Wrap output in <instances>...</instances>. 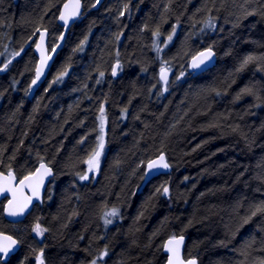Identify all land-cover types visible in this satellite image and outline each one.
Returning a JSON list of instances; mask_svg holds the SVG:
<instances>
[{"label": "trees", "instance_id": "obj_1", "mask_svg": "<svg viewBox=\"0 0 264 264\" xmlns=\"http://www.w3.org/2000/svg\"><path fill=\"white\" fill-rule=\"evenodd\" d=\"M64 1L0 0V172L54 173L24 221H5L0 202V233L20 244L0 264H165L178 236L198 264H264V0H83L55 82L30 99L33 45L41 30L57 41ZM206 48L215 66L191 77ZM162 67L184 79L164 90ZM100 116L106 153L89 170ZM160 154L170 173L141 189Z\"/></svg>", "mask_w": 264, "mask_h": 264}, {"label": "water", "instance_id": "obj_2", "mask_svg": "<svg viewBox=\"0 0 264 264\" xmlns=\"http://www.w3.org/2000/svg\"><path fill=\"white\" fill-rule=\"evenodd\" d=\"M102 2H103V0H99V2L97 0L96 4H101ZM72 3H74V0H67L64 3V5L65 4L71 5ZM79 3H80V8L78 10V14L74 17H70L67 25H65L64 21H62L60 19L61 13L66 11L64 8V5L62 6L61 11H60V15L58 18V23L61 26H64V32H63L62 36L60 37V39L58 40L57 45L54 48L51 49L48 47L46 34L44 32H42L44 34V36H43L44 55L48 56L49 59H48L47 63L44 65V70L41 74L40 79L37 81V83L35 85L32 84L31 90L29 92L30 96L33 95V93L36 91V89L44 82V80L48 76V74L51 70V67H52V65L56 59V56L58 55V53L61 51V49L63 47L66 32L68 31V29H69L70 25L72 24L74 18L79 16L81 13V0H79ZM67 11H71V8H69ZM40 42H41V34H40L38 41L36 42L35 46L33 47L34 55L37 58V64H36L35 72H34V79H36V69H37V67L40 66L41 58H42L41 57V50L37 47V45L40 44ZM53 49H55V52H53ZM208 49L209 48L198 51L188 61L187 71L191 75V77H197V76L205 73L206 71L210 70L211 68H213L215 66L217 57H216L215 52L212 49H211V51L213 52L212 57L209 60L205 61V63L202 64L200 66V68L194 69L191 66L193 57L197 56L200 52H204ZM115 68L117 70V66H115ZM166 75H167V72H166ZM159 78L163 83V87H165L166 81L161 79V74L159 75ZM161 155H163V157H164L163 163L168 165L167 168H164L161 166V163H160V156ZM153 161L156 162V166L153 168H149V164ZM41 163L46 165V163H44V162H41ZM41 163H39L35 167V169L33 170L32 173L25 175L21 178H18L13 172H11L14 179H11L7 182H5L3 178L7 177L10 172H6V173L0 172V186H4L6 183V186L9 189L7 191L0 192V201L6 200V202L3 206V218L8 223L17 224V223L24 221L25 218L31 213V211L35 205H41L42 204L44 197H45V193L47 191V187H48L54 173H53L52 168L50 166L46 165L49 169H51V174L43 176V182L39 184L38 195H37L36 192H34V189L37 188V183H36L37 170L40 169ZM93 170H96V168ZM42 171L43 170L41 169V172ZM170 171H171V168H170L164 154H160L156 158H153L152 160L148 161L145 164L141 189H143L146 186V184H148L152 179H154L160 175H163V174H168V173H170ZM25 177H32V179L25 181ZM21 181H25L23 185H21V183H20ZM10 200H15V203L13 205L14 208L17 205H22L24 203H27V207L24 209L23 214L17 215V216L9 215L8 209H9V201ZM0 236H10V235L0 233ZM10 237L12 238V240L16 241V243L12 246V248L9 251V253L7 254V256H5L4 253L0 252V259H1V262H3V263L7 262L12 256H14L20 248L19 242L15 238H13L12 236H10ZM169 241H174V242L179 241L180 242L178 245L179 260L177 261V264H180V262H183V264H187V262L189 260H192V259H195L196 264H198L196 258H185L184 257V248H185L186 238L183 236L167 239L165 241V243L163 245V253L166 256L165 264H169V258H170V256H172V253L168 251V247H176L175 243L170 245Z\"/></svg>", "mask_w": 264, "mask_h": 264}, {"label": "snow or ice", "instance_id": "obj_3", "mask_svg": "<svg viewBox=\"0 0 264 264\" xmlns=\"http://www.w3.org/2000/svg\"><path fill=\"white\" fill-rule=\"evenodd\" d=\"M99 2V0H98ZM125 7H127V5H125ZM64 8H65V12H62L61 15H60V19L62 21H64L65 25H67L68 21H69V18L70 17H74L78 14V10L80 8V3H79V0H74V3H72L71 5L69 4H65L64 5ZM69 8H71V11H67ZM173 31H175V28L173 29ZM154 35H159L158 32L154 33ZM43 36L44 34L41 33V42L40 44L37 45V47L41 50V63H40V66L37 67L36 69V79H34L32 81V84L35 85L37 83V81L40 79L41 77V74L44 70V65L47 63L49 57L44 55V42H43ZM119 37H117L118 39ZM172 39V36L170 35L168 37V40L170 41ZM83 43V42H82ZM53 52H55V49H53ZM16 55H19V53H16ZM213 55V52L211 51V49H208L204 52H200L197 56H194L193 57V60H192V67L195 69V68H200V66L202 64L205 63V61L209 60ZM256 59L255 57H252V56H249L247 57L244 61H243V64L241 65V68H243L245 65H247L249 62H251L252 60ZM5 68H7V65L4 66ZM4 69H0V71H3ZM67 73V69L64 70V72H61L60 75L57 77V80L61 79L65 74ZM116 74V68L113 69V75ZM101 76H103V73L100 74ZM183 75V73H182ZM161 79L162 80H165L167 81V75H166V72L165 70L162 68L161 69ZM55 82V81H54ZM104 109H103V106L101 107V113H103ZM101 131H103V116H101ZM100 145H99V149H103V146H104V141H103V136H101L100 138ZM100 155H101V151L100 150H97L95 151L92 156L89 158L88 160V165H89V170H93L95 169L96 167H98V164H99V158H100ZM164 161V157L163 155L160 156V163H161V166L164 167V168H167L168 165L163 163ZM156 166V162L153 161L149 164V168H153ZM41 169L43 170L41 172ZM51 174V169H49L45 164L41 163L40 165V169L37 170V179H36V183H37V188L34 189V192H36V194L38 195V187H39V184L43 182V176L45 175H50ZM81 179H87V176H81L80 177ZM5 182L11 180V179H14V177L12 176L11 172L8 174L7 177H4L3 178ZM32 179V177H25V181L26 180H30ZM25 181H21V185L24 184ZM9 190L6 186V183L4 186H0V192H3V191H7ZM168 192V189L165 187L164 188V193L167 194ZM30 199V198H29ZM15 203V200H10L9 201V215H12V216H17V215H21L23 214L24 212V209L27 207V203H24L22 205H17L15 208L13 207ZM258 211L260 209H257ZM112 215H115L116 212L115 210L112 211L111 213ZM253 215H255V213H253ZM106 223H111L110 220H106L105 221ZM34 231L39 235L41 234L44 230L41 229L39 227V225H37L35 228H34ZM16 243V241L12 240V238L10 236H0V252L4 253L5 256H7V254L9 253V251L11 250L12 246ZM175 243L176 244V247H168V251L172 253V256H170L169 258V264H177V261L179 260V248H178V245H179V241H169V244H173ZM106 255V253L102 254L100 259H103V256ZM37 264H44V261L42 259L41 256H37ZM92 264H97V261L96 260H93L92 261ZM180 264H183V262H180ZM187 264H196V260L195 259H192V260H189L187 262Z\"/></svg>", "mask_w": 264, "mask_h": 264}, {"label": "rangeland", "instance_id": "obj_4", "mask_svg": "<svg viewBox=\"0 0 264 264\" xmlns=\"http://www.w3.org/2000/svg\"><path fill=\"white\" fill-rule=\"evenodd\" d=\"M164 70L167 71V81H166V88L165 89H168L172 84H176L177 82L179 81H182L184 79L183 75H180L177 70H174L173 68L171 67H162ZM161 68V69H162ZM161 71V70H160ZM110 74V73H109ZM54 81V78L48 80V82L44 83L43 87H44V90L47 89L46 91H48V88L50 89L51 85H52V82ZM48 87V88H47ZM69 93L67 94V97H69ZM104 125V124H103ZM97 129H98V132L96 135L92 136L91 138L88 139V145H87V148H86V153L89 152V155L87 157V165H88V160L89 158L92 156V154L97 151V150H100L101 151V155H100V158H99V164L98 166L101 164V161L103 160L104 156H105V148L103 146V149H99V145H100V137L103 136V131H101V116L98 118V124H97ZM104 130V129H103ZM88 135L91 134V132L89 131V133L87 132ZM90 137V136H89ZM89 166V165H88ZM97 170V169H96ZM21 178V177H20ZM37 226V225H36ZM35 226V227H36ZM34 227V228H35ZM40 227V226H39ZM41 228V227H40ZM42 229V228H41ZM33 233H34V236L36 238V241L38 242V244L43 240L44 236H45V233L44 231L41 233V234H37L34 229H33Z\"/></svg>", "mask_w": 264, "mask_h": 264}, {"label": "bare ground", "instance_id": "obj_5", "mask_svg": "<svg viewBox=\"0 0 264 264\" xmlns=\"http://www.w3.org/2000/svg\"><path fill=\"white\" fill-rule=\"evenodd\" d=\"M67 0H65L64 1V3L66 2ZM104 1V0H103ZM97 2V1H96ZM64 3L62 4V6L64 5ZM99 4H96L95 3V7H97ZM62 6H61V8H62ZM61 8H60V11H61ZM60 11H59V14H58V17H57V20H56V23H57V25L61 28V33H60V35H59V37H58V39H57V41L53 44V45H49V42H48V33H47V31L46 30H41V31H39L38 32V34H37V38H36V41H35V43H34V45H33V47L35 46V44H36V42L38 41V38H39V36H40V34L42 33V32H44L45 34H46V37H47V45H48V47L49 48H54L56 45H57V43H58V40L60 39V37L62 36V34H63V32H64V26H61L59 23H58V18H59V15H60ZM83 0H81V13H80V15L79 16H77V17H75L74 18V20H73V22H72V24L70 25V27H69V29H68V31L66 32V35H65V38H64V44H65V40H66V37H67V34H68V32H69V30L71 29V27L73 26V25H75V23L80 19V17L83 15ZM64 44H63V46H64ZM63 48V47H62ZM62 50V49H61ZM34 53V52H33ZM194 55V54H193ZM192 55V56H193ZM191 58V57H190ZM36 60H37V58H36ZM190 60V59H189ZM36 64H37V61H36ZM36 64H35V67H36ZM115 66H117V70H116V74L115 75H113V70H112V77L115 79L116 77H117V75H118V73H119V65L118 64H115L114 66H113V69L115 68ZM34 72H35V70H34ZM167 72V71H166ZM161 74V72L159 73V75ZM46 79H47V77H46ZM46 79L44 80V82L46 81ZM33 80H34V77H33ZM32 80V81H33ZM44 82L42 83V84H44ZM162 82V81H161ZM41 84V85H42ZM163 84V83H162ZM40 85V86H41ZM31 86H32V83H31ZM31 86H30V90H31ZM40 86L36 89V91L33 93V95H29V92H30V90H29V92H28V96H29V98L31 99V98H33V96L35 95V93L37 92V90L40 88ZM165 87H166V84H165ZM165 87H163L164 88V90H165ZM1 201H4V204H5V202H6V200H1ZM0 201V202H1ZM44 201V200H43ZM4 204H3V206H4ZM42 204H43V202H42ZM41 204V205H42ZM35 206H37V205H35ZM34 206V207H35ZM33 207V208H34ZM33 210V209H32ZM5 234V233H4ZM179 237V236H178ZM173 238H176V237H173ZM169 239H171V238H169ZM165 243V242H164ZM1 260V259H0Z\"/></svg>", "mask_w": 264, "mask_h": 264}, {"label": "flooded vegetation", "instance_id": "obj_6", "mask_svg": "<svg viewBox=\"0 0 264 264\" xmlns=\"http://www.w3.org/2000/svg\"><path fill=\"white\" fill-rule=\"evenodd\" d=\"M94 5H95V3H94Z\"/></svg>", "mask_w": 264, "mask_h": 264}]
</instances>
